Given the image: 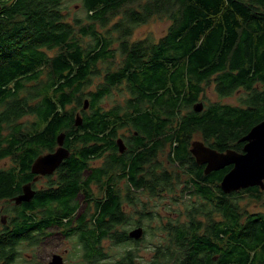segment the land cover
I'll return each instance as SVG.
<instances>
[{"label":"trees","instance_id":"1","mask_svg":"<svg viewBox=\"0 0 264 264\" xmlns=\"http://www.w3.org/2000/svg\"><path fill=\"white\" fill-rule=\"evenodd\" d=\"M80 2L86 22L71 20L68 0H0V162L15 164L0 170V201L10 209L0 229V264H18L47 229L60 225L78 239L89 264H107L112 258L104 242L124 248L131 241L115 183L106 176L120 168L122 175L162 169L158 157L166 149L173 167L186 168L182 193L209 201L220 218L209 213L197 221L189 200L187 218L163 223L159 233L166 238L151 240L152 249H163L149 264H264V213H249L237 202L242 193L261 201L264 191L249 188L228 198L220 183L231 167L206 175L191 154L196 136L218 152H241V139L264 121V0ZM154 17L170 21L166 34L132 41ZM95 77L102 83L87 91ZM27 83L34 85L27 89ZM211 86L220 101L204 97L203 111L196 112ZM122 88L128 94L123 104L101 107ZM237 93L243 95L237 105L221 102ZM123 129L131 131L126 155L117 145ZM61 134L70 157L56 180L16 205L13 199L33 182V164L54 150ZM107 153L108 163L93 166ZM172 177L151 172L150 195L173 192ZM79 194L85 204L100 200L78 218ZM137 257L132 251L115 264H140Z\"/></svg>","mask_w":264,"mask_h":264},{"label":"flooded vegetation","instance_id":"2","mask_svg":"<svg viewBox=\"0 0 264 264\" xmlns=\"http://www.w3.org/2000/svg\"><path fill=\"white\" fill-rule=\"evenodd\" d=\"M28 85H30L28 89H31L32 86L34 85V83H27L26 86H28ZM130 132L131 131L128 130V129H123L122 131H120V133H122L123 137H119L118 141L121 140L122 143H123V146H124L123 147L124 150L121 151L120 147L118 145V141H117V145H118V149H119L120 155H124V154L126 155L128 153V151L130 150V147H131V144H132V142H130L128 140V138L131 135ZM194 140H192V142ZM244 145H245V143H243V147H244ZM63 147L66 148L65 147V141H64ZM57 148H58V144H57V146L54 148V150L52 152L46 151L42 155H45V154H48V153H54ZM242 152H243V150L241 152H239V153H242ZM108 157H109V154L107 153L102 158L96 160L95 162H99V165H98V167L97 166H95V167L96 168H100L103 165H105L106 163H108ZM193 158H194V156H193ZM4 160H6V159H4ZM1 162H0V164H1ZM197 165L199 167H202L203 170H205V168H206V165H199L198 163H197ZM1 169H5V168H0V170ZM57 170L53 174L46 175V176H42L40 174H35L32 171L34 179H33V182L28 183V184L31 185L32 191L36 194V192L39 191V190L48 189L49 181H55L56 180V178H54L53 176L55 175ZM178 171H179V169H178ZM122 172H123V168L116 169L115 171L112 172L114 174L111 173L110 176L109 177L106 176V178L108 180L110 179L111 181H113L115 183V186H114L115 187V191H117L118 199L120 200V202L122 204L124 212L126 213V211H125V207L126 206L125 205H129V206L134 207V210H135V213L133 214V217H134L133 218L134 219L133 224H134V226H133V228H131V230H129V231L126 230L128 232V236H129L130 241H131L130 246H129L128 249L125 248L126 246H124V248L119 247V246H115V245H112V246H114V247H116V248H118V249L123 251V253H121L120 255H127L128 253H130L132 251H135L137 253V256H138L137 260H138V262L140 264L142 262L144 264H147V263L149 264L151 262V260L153 259V257L156 255L157 251L158 250L161 251L163 248H160V249L153 248L152 249L149 244H148L147 247H144L142 250L139 249V247L145 240H147V237H148L147 234H149V231L152 228L155 231L154 233H156V237L160 238L161 234L159 232H161V225L159 224V220L162 219L164 216L161 215L160 211L155 212V208H152L150 211L147 210V208L151 207V206H149L151 199H159L160 201H163L164 200L163 199L164 198V194L167 193V192L163 191V192H159L158 195L154 194V197H152L150 195V192H149V185H150L149 182H150V179H151L150 178V173L151 172H155V175L158 176L159 173L164 174L165 172H167V173H173V172H169L167 170H163V168L162 169H152L151 170L150 168H146V167L134 169L133 170V174H131L132 170L130 171L129 169H125V173H126L125 175H122ZM89 174H91V172L88 173V176H89ZM86 177H87V175H84L83 179L86 180ZM172 178L174 179V177H172ZM175 179H176V181H181L182 182V177H176ZM186 182H188V180H186L185 182L181 183L184 186L181 189V192H180L181 194H183L182 191L186 189L185 188V183ZM28 184H26V185H28ZM253 188H255V187H253ZM91 189H92V191H93L95 196H98V197L101 198V196H100L101 192H100V190L98 189L97 186L91 185ZM220 189H221V183H220ZM245 190H247V189H245ZM243 191L244 190H240L238 192H233V193H230V194H225L223 191L222 192L225 195L229 196L228 198H230L233 194L242 193ZM262 191H264V190H262ZM244 194H246V193H244ZM186 195H188V196H186ZM184 196L188 197L189 199L190 198L193 199L191 201H192V203L195 206H194V209L192 211V214H194V216L196 217L197 221L205 222L208 219L209 213H211V215L214 216V218H218V219L220 218V216H219L220 214L219 213H213L212 214V212H211V205L212 204L209 201H207V200H205L203 198H200L199 196H195L190 191H185ZM214 197H215V195H214ZM263 197H264V195H263ZM100 198L98 200H96V201H99ZM180 200H182V198L178 196V197L172 198V201H170V200L166 201L164 203L165 206L164 205L161 206V211H165L166 207H167V211H170L171 207H178V203H179ZM96 201L90 200V201L87 202V204L93 205V204L97 203ZM0 202H5L6 203V201H4V200H2ZM76 202L79 203V207H80L79 212H78V218H79L81 216V214L83 213V211L85 210V208L87 207V204H85V198H84V196L82 194L78 195V197L76 198ZM135 207H141V209L137 210ZM159 208L160 207H158V209ZM185 208L187 209V206H185ZM186 209H184V213H183L184 218H187V216L189 214ZM93 212H94V209H92V211L89 214V216L91 214H93ZM2 213H3V208H0V216H2ZM152 213H155L153 217H152ZM169 214L171 216H174L173 218L181 220V217H178V216H180L179 214H171V213H169ZM126 216H127V213H126ZM7 217H8V215H6V219L4 221L2 219H0V229H3L4 226L8 225ZM130 217L131 216H129V218L127 217L128 221H129V224L127 225L128 227L130 225V220H129ZM171 219L172 218L162 219V223H166L168 220H171ZM68 220L69 219H65L64 223H67ZM74 220H73V222H75ZM76 225H77L76 222L73 223L74 227ZM137 229H142V232H143L142 237L138 238V239L132 238L130 236V234L133 231L137 230ZM49 231L58 232V236H60L61 240L69 241L70 239H75V242H76L77 246H79L80 250L83 252L82 258L84 259L86 264H89L87 262V260H86V257H85V249L78 242V239H76L75 237L71 238V237L67 236L68 235L67 229L65 228L64 225L55 226V227H51V228L47 229L45 231L44 235L41 237L40 241L38 242L37 247L34 248V249H37L40 244H43L48 239V235H51V234H48ZM114 231L115 232L119 231V227H116V229ZM50 237L52 238V237H54V235H52ZM150 238H151V235H150ZM136 244L138 246H136ZM112 249L113 248H111V250ZM146 250H148V252H150V258L148 260H146V258L144 257V254L142 255V252L143 251L145 252ZM120 255H117L116 253L111 252V258H112V263L113 264H115L117 261H119ZM56 256H60L62 258L64 264L67 263V253H66L65 256H62L61 254H59V252H55V253H52L48 257V259L45 261L44 264L52 263L54 258H56ZM143 260H145V261H143ZM91 264H102V262H96V263H91Z\"/></svg>","mask_w":264,"mask_h":264},{"label":"rangeland","instance_id":"3","mask_svg":"<svg viewBox=\"0 0 264 264\" xmlns=\"http://www.w3.org/2000/svg\"><path fill=\"white\" fill-rule=\"evenodd\" d=\"M69 3V13H70V18L71 20H75V19H80V20H84V22H86V14L82 9V5L80 0H68ZM118 19V18H117ZM170 26V21L166 18H161V17H154L150 22H148L147 24L139 27L133 37H132V41H138V40H143L145 38H153L155 41H158L160 38H162L168 28ZM53 53H50V55H52ZM103 71V70H102ZM102 83V79L95 77L93 79V85L89 87V89L87 91H95L97 86ZM30 85L26 86V88L28 89ZM128 94L124 91V89L122 88L119 92L117 91H113L112 94L106 98L103 99L102 103H101V107L103 108H111L114 105L120 103L123 104L124 101L126 100ZM243 95L240 93H237L231 97L228 98H224L221 99V102L223 103H229V104H233V105H237L239 102V99L242 97ZM204 97H207L209 99V101L214 102V101H220V99L217 97V95L214 93V89L213 86L206 88V91L204 93V95L202 96V100L200 103L202 104H206V102L204 101ZM120 135L122 136V133H120ZM194 141L199 140L201 141L199 136L194 137ZM167 154H168V149H166V151L163 153L161 152L158 161L161 164L163 170H167L169 172H173L174 173V182H175V186H174V190L173 192H167L164 194V200L160 201L159 199H151L150 200V208H147V210H151L152 208H155V212L160 211L161 215H163L164 217L162 219H166V218H173L174 216H171L169 213L171 214H179L181 217V220L184 221V209L186 204L188 203L189 200H193L192 198H188L185 197L184 194H181V189L184 187L181 183L185 182L187 179V175L185 174L186 168L180 169L178 167H173L172 164L167 160ZM93 166H98L99 162H94L92 163ZM15 166V164H13V161L10 158H7L6 160L2 161L0 164V168H5L8 169L10 167ZM179 169V171H178ZM176 177H182V182L179 183V181H176ZM126 195V194H125ZM181 197L182 200L179 201L178 203V207H171L170 211H167V207L165 209V211H161V206L164 205V203L166 201H172V198L175 197ZM188 196V195H186ZM236 199V198H235ZM237 202L239 203L240 207L246 211H248L249 213H264V197L261 199V201H255L254 199L250 198L249 194H241L239 195ZM9 202H0V208H3V213L2 216H0V219H2L3 221L6 219V215H5V211L10 210L9 206H8ZM125 211L127 213V217H130V225L125 226L124 229L129 231L131 230V228H133L134 224V217L133 214L135 213L134 207L129 206V205H125ZM165 206V205H164ZM184 206V207H183ZM158 207H160L158 209ZM137 210H140L141 207H135ZM169 212V213H168ZM162 219L159 220V224L162 226ZM2 221V222H3ZM158 226V225H157ZM134 230V229H133ZM154 229L152 228L149 231V234H147V240H145L139 247V249H143L144 247H147L148 244L150 245L151 240H155V244L157 243V239L158 238H150V235L152 237V234H156L154 233ZM162 233V230H161ZM48 234V239L43 243L40 244L38 246L37 249L31 250V248L26 249L24 254L22 255L21 259L19 260L20 264H44L45 261L48 259V257L55 252H59V254H61L62 256H65L67 253V263L66 264H86L84 259L82 258V254L83 252L80 250V247L77 246L75 239H70L69 241L67 240H61L60 236H58V232L56 231H49ZM54 235V237H50ZM166 238V235H160V239L164 240ZM104 246L107 252H114L117 255H120L121 253H123L122 250L112 246L109 241L104 242ZM111 248H113L111 250ZM125 248H129V246H126ZM144 254V257L146 258V260H148L150 258V252H148V250H146L145 252H142V255ZM145 261V260H143ZM18 263V264H19ZM64 264V262H63ZM107 264H113L112 260H110Z\"/></svg>","mask_w":264,"mask_h":264},{"label":"water","instance_id":"4","mask_svg":"<svg viewBox=\"0 0 264 264\" xmlns=\"http://www.w3.org/2000/svg\"><path fill=\"white\" fill-rule=\"evenodd\" d=\"M88 108V101L85 102V109ZM204 104L197 103L194 106L196 112H201ZM82 125V118L78 114L76 118V126ZM65 134L58 137V148L54 153H48L39 156L32 166L35 174L42 176L53 174L65 160L70 157V151L63 147ZM245 143L243 152L239 153L235 150L226 152H218L204 142L196 140L191 143V154L194 156L199 165H206L205 174L221 171L227 167L231 170L223 177L221 182V190L225 194L238 192L253 187H260L264 190V121L252 128V130L241 139ZM120 150L123 151V143L118 141ZM35 193L31 189V185L23 187V194L14 198L16 205L29 203L33 199ZM142 229L133 231L130 236L138 239L142 237ZM50 264H63L60 256H56Z\"/></svg>","mask_w":264,"mask_h":264},{"label":"bare ground","instance_id":"5","mask_svg":"<svg viewBox=\"0 0 264 264\" xmlns=\"http://www.w3.org/2000/svg\"><path fill=\"white\" fill-rule=\"evenodd\" d=\"M224 170V169H223Z\"/></svg>","mask_w":264,"mask_h":264}]
</instances>
